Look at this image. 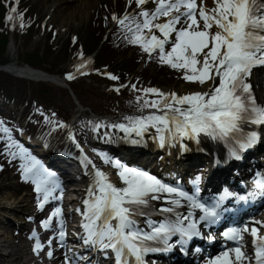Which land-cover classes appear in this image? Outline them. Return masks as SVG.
<instances>
[{
	"label": "snow or ice",
	"instance_id": "obj_1",
	"mask_svg": "<svg viewBox=\"0 0 264 264\" xmlns=\"http://www.w3.org/2000/svg\"><path fill=\"white\" fill-rule=\"evenodd\" d=\"M134 2L140 9L137 14L112 16L113 22L124 31L123 38L138 45L150 59L155 56L160 64L183 70V80L207 90L178 95L153 87L143 88L140 91L144 94L158 98L144 100L141 110L151 108L155 111L126 117L129 125L112 127L126 133L135 132L137 136L153 128L161 146L179 142L182 152L189 150L184 140L199 144L203 135L225 141L230 145L228 156L241 159L242 153L264 138V104L259 103L250 82L254 69L264 67V0H213L215 6L211 9L204 6V0H200L199 7L196 0H158L151 11L144 8L148 0ZM132 3L133 0H129V5ZM18 5L19 0L6 5L4 18L13 28L24 29L27 27L25 13ZM161 16L166 17V21L154 23ZM154 30L160 33L159 37ZM80 56L81 63L75 67L83 75L90 61H86L82 53ZM107 75L111 80L119 79L116 75ZM66 78L75 77L68 73ZM132 89L137 90L135 84ZM247 126H251V130L245 132ZM0 133L7 141V155L21 161V179L30 180L34 191L42 195V199H37V207L43 209L50 199L62 200L63 189L55 174L47 171L35 156L12 139L3 121H0ZM13 148L16 151H12ZM81 155L84 162L92 166L94 175L88 198L82 200L83 210L76 209L82 217L80 227L84 234L80 239L86 246L113 253L115 264H147L149 254L168 253L176 248L188 255L189 243L194 238L216 239L214 234L204 235L202 229L217 225L225 213L234 212L224 206L225 201L231 199L237 204H247L250 199L264 198V173L254 176L253 188L246 195L225 188L219 195L202 197L201 176L190 181L191 188L186 189L179 183L163 181L145 170L98 153L104 164L116 169L122 185L118 186L109 179L108 173L84 155L82 149ZM57 191L59 195H55ZM53 218L58 226L59 243L63 245L67 233L60 206L41 221V227L52 228ZM262 233L264 221L255 219L225 227L219 236L232 242L231 246L208 258L207 264H264ZM247 236L251 237V255L246 250ZM29 238L35 240L32 251L39 255L44 245L35 230ZM52 243L49 238V248ZM47 255L51 258L53 252L47 251ZM65 264L72 262L66 257Z\"/></svg>",
	"mask_w": 264,
	"mask_h": 264
},
{
	"label": "rangeland",
	"instance_id": "obj_2",
	"mask_svg": "<svg viewBox=\"0 0 264 264\" xmlns=\"http://www.w3.org/2000/svg\"><path fill=\"white\" fill-rule=\"evenodd\" d=\"M13 2L14 0H3V4L5 6L12 4ZM133 3L135 2L133 1ZM105 4L108 6H106ZM156 4L157 1L152 3V10L155 9ZM25 6H27L28 8V13H34V15H36L35 20L38 24H41L42 29L38 27L37 30L33 29L31 31H28L26 35L21 36L25 29H21L19 28V26H17L15 27V29L20 36H15L14 33L8 34L5 56L8 61L11 62H17L19 57L23 56L25 53L36 52L37 50L42 52V50H48L49 48H53L55 50L54 55H56L58 51L64 49L65 45L69 41V38H71L73 42L74 38L75 42L77 41V39L78 41H82L85 33L87 32H94V35L100 38L105 27L103 24H100V22L104 20L102 17L106 16L105 12L108 11L111 13L110 21L111 23H113V25H115L116 23L113 22L112 16L113 14L117 15V12H120L122 8L118 0L117 2L115 0H19V10L24 12V10L26 9ZM128 6L129 4H127V7ZM27 15L28 14H26L25 16L27 17ZM28 16L31 17L30 15ZM33 19L34 18L32 17V20ZM157 21L163 23L166 21V17H163L161 19L159 17ZM200 23L202 24V22ZM4 24H6L7 27L11 25L10 23L6 22ZM184 26L186 27L187 24L185 23ZM47 30H51V34L52 36H54L53 44H48L43 38L46 37L47 39H50V36L46 35V33H48ZM213 31H215L214 27ZM11 41H13L15 49L12 57H9L7 56V47L9 46ZM68 50L69 49L67 47L66 56H57L66 58V61L62 60L60 63L58 60L48 62L49 66H43V68H45L46 70H52L51 73L54 72L53 74H56V72L66 71L70 64V62L68 63L67 58L69 56L67 53ZM99 51V48H97V50L94 51L93 54H97ZM126 54L129 58L133 57L130 53ZM111 58L114 64H120L119 60L123 59L122 56H118L116 60L113 57ZM146 69L147 71L142 73L141 76H143L146 80L148 79L152 81V85H154L155 88L165 93L176 92L178 95H186L191 92L202 91L204 88V86H201L197 83L186 84L185 82H182L181 79L173 80L172 77H169V73L167 75H162L152 65ZM148 70L150 76L149 78H146L145 75L147 74ZM0 83L12 86L10 88L3 87V90H1L2 92H0V96L3 97L4 101L8 103L11 102L10 100H7L5 96H8L10 94L13 95L14 93L13 98L19 100L18 103H20L17 105V108L16 106L9 103V109L6 112L1 111L0 109V121H3L5 126L6 123L10 121V119H14L19 122L18 119L23 112L22 106H19L21 105L22 100H27L28 102H30L35 98L36 100H40L43 104L47 101H50L49 104L44 105L47 108L54 109L52 112L58 113L59 118L63 120L72 118L75 112L79 109L75 103L76 101L77 104L82 108L80 110L82 112V115L76 122V125L81 129H86L93 121L91 117L93 113L98 115H110L111 117L107 119L119 121V124L129 125V121L125 119L126 117L146 115L147 112L155 111V109L151 108H144L143 110H141L140 105L143 104L144 100L151 101L158 98L155 95L151 97H144V94L142 95L143 97L139 96V101H137L138 96L136 95H134L130 101L125 99L124 96L117 98L112 94H109L107 92L108 90L106 91L103 81L100 80L99 82L95 78L91 80L79 81V83L77 84L79 92L78 97L75 98V101L72 99L69 91L65 88H56L45 82L22 83L21 80L7 79L4 77L3 73H0ZM114 89L115 88H112L109 91L112 93L114 92ZM22 91L24 92V94L22 93ZM51 99H53L54 103L51 101ZM1 106H3V100ZM15 108L17 109V111ZM105 126L109 125L105 124ZM65 127V125L63 127L57 125L55 127H52L49 131L46 130L48 128L46 127L45 130L41 132L42 135H38L37 138H41L42 136L44 138L45 136L54 135L55 133L64 135L66 134ZM14 130H17V126H14ZM149 130H153V128H149L148 131ZM14 133H16V131H14L13 134ZM101 136H104L102 130ZM1 144H4V141H0V145ZM1 153L3 154V150L0 152V158L2 157ZM7 173L0 172V207L8 205V203L14 206V208H12L11 210H7V213L5 215L8 216V218L17 219L21 224L22 217L25 212L21 211L20 208L17 207V198H15L13 201L8 200L11 197L9 191L13 194L16 193L17 196L21 195V188L17 183V180L21 176L19 165L13 166L12 164L11 166L10 163ZM32 196L33 197L27 196L26 200L28 202L31 201L30 203H37L38 198L34 194H32ZM0 228H2V230H5V232H1L0 230V239L9 240L12 243L17 241L19 235L15 234L16 229L13 222H10L9 226L0 225ZM7 251H9V249H4V253H8Z\"/></svg>",
	"mask_w": 264,
	"mask_h": 264
},
{
	"label": "bare ground",
	"instance_id": "obj_3",
	"mask_svg": "<svg viewBox=\"0 0 264 264\" xmlns=\"http://www.w3.org/2000/svg\"><path fill=\"white\" fill-rule=\"evenodd\" d=\"M212 5L215 6L214 4H211L210 2H208L207 0L204 1V6L207 9L210 8ZM28 15L32 16L33 18L36 17L34 13H31V14L28 13ZM27 24L28 26L37 25L36 20H32L28 22ZM46 35H49L50 38H52L51 30H49L48 33H46ZM43 38L46 39V37H43ZM14 49H15L14 43L13 41H11L9 46L7 47V56L12 57ZM13 65L17 69L16 71L13 68V66H11L14 73H18L26 77L33 78V76L29 74V71L27 69L28 67L30 69H34V68L26 64H21L22 66H19L18 62H15ZM26 66H27V69L24 68ZM25 80L28 81V83L30 82L39 83V81H34V80L30 81L29 79H25ZM60 80H61L60 78H56L52 76L50 83H52L53 85L57 87H62ZM250 81L253 86L254 94L260 103L261 101L259 99L260 98L259 95H262L261 85H260L261 83L258 82L257 84L256 83L253 84L252 80ZM206 90L207 88L204 87L202 91H206ZM51 101L54 103L53 99H51ZM49 103L50 101H47L44 104H49ZM40 109L41 110L33 106L30 107L31 116L29 118L32 119V121L37 119L35 118V116L38 115L39 111H43L44 109L46 110V106L45 108H40ZM78 113L82 114L81 111L77 110V114ZM149 113L150 112H147L146 114H149ZM24 118L25 117H23L22 115V120ZM21 122L24 123L23 121ZM12 123L16 126H19V124H17L16 121H12ZM92 128L93 129L96 128L94 124L91 125V128H88V131H87L88 136H93V138L90 139L88 142L84 140L80 141V139L77 138L76 134L74 137H72L69 131L67 132V134H64V135L55 133L54 135L45 136L44 138L43 137L37 138L31 141V142H35L40 145H43L42 150H44L47 154L51 156L55 155L59 157L55 161H53V159H50L48 165L51 167H54L57 170H60V172L62 173V179L65 181L64 184L66 186H67L68 179L72 176V173L77 172L78 174H83L80 168L83 164L84 166H87V164L84 162L83 158L81 157V149L83 150V153H85L87 150L90 149L89 144L92 141L98 139L97 137H95L96 132ZM113 128H114L113 129L114 131H112L113 132L112 134L115 133L113 135L115 136L118 132H116L117 131L116 127H113ZM39 133L40 132H38L37 134ZM150 137L151 136L147 137V135H145V139L143 140L141 136L142 141H138L137 143L141 147L133 151H130V152H124L123 158L127 161H135L138 165L146 167L149 171H151V173H153L154 175H157L160 179H164L166 181H168L171 178L174 179L175 178L174 175H176L177 173L180 175H183L184 173H189L190 171H192L193 175L200 174L198 175L202 177L200 184H204L202 185V187L200 186V191H202L201 196L203 197L206 196L207 194L211 195V197L214 196L213 194H211V192L214 188L218 186L230 187L231 188L230 190L234 189L233 192H236L239 195L247 194L248 190L251 191L252 189L248 187V184L247 182H245V180L248 177H252L253 179L257 173H264V171H262L263 167L258 168V165H257L258 163L254 161L255 160L254 157H244L242 159V162L239 165L228 163L225 168L226 170L214 169L213 164L217 161V158L214 155H212V153L216 149H214L215 146L211 144L210 141L204 138L201 139L199 144H197L194 141L191 144L190 141L187 140L188 141L187 146L189 150L186 152H182L180 147L179 148L174 147L177 145V142L176 143L170 142L168 147H164V150L167 153V158H166L167 160L165 163L162 164V166H159L161 165V163L158 160H159V157L162 155L161 154L162 152L159 153L160 149L158 151L157 149H155V146H156L155 140L150 139ZM72 138H74L75 142H73ZM109 139L112 141L111 144L109 143L107 145V147L110 150H113V148L114 149L118 148L123 143L122 141H119L120 140L119 137H114V138L110 137ZM77 144H79V148L75 147V145L77 146ZM127 148H129V146ZM219 148H222V146L219 145ZM220 153L222 154L223 152L221 151ZM262 159L264 161V158ZM67 160H69L70 162H67ZM179 160H182V162L180 163L181 166L177 168L174 164V161L179 162ZM95 164L97 165L99 169L108 173L109 179L113 183H116L118 186H120V182L112 178V175H111L112 173H110V171L106 168V166L103 163L96 161ZM248 164H251L252 169L244 173V168ZM88 166H91V165H88ZM92 170L93 169H89V172H92ZM239 174H240V177H238ZM218 175H220V177H218ZM84 178L85 177H83V180ZM9 194L11 197L8 200L13 201L15 198H17V201H16L18 202L17 207L20 208L21 211H24L27 213H30L31 211H33V207L30 204H28L29 202L26 200L28 193L23 192L22 194L21 192V195L17 196L16 193L13 194L12 192L9 191ZM41 196L42 195H40V197ZM67 196H68V192L64 190L63 197L66 198ZM86 196L87 195L83 193V197L81 199L86 198ZM12 208H14V206H12L10 203H8V205L0 207V225L9 226L10 222H12L13 219L8 218V216L5 215L7 213V210H11ZM228 208H231V206H229ZM73 215L74 214H71V216ZM37 216L39 217V220H41L42 218L41 211L37 213ZM0 230L1 232L2 231L5 232V230L4 229L2 230V228H0ZM1 232H0V237H1ZM43 234H44V237H43L44 239L46 237L45 235L46 232H43ZM25 235L29 236L30 232L27 231ZM36 235L38 237L42 235L40 229H37ZM31 245H32V242L28 243V241H23V240H17L16 242L12 243L9 240L0 239V264H52V263L55 264L56 262L62 261L59 258L48 260L42 255L38 257L37 254L32 251ZM27 247H28V250H26ZM205 248L206 247H201L200 251L204 250ZM4 249H9V251H7L8 253H4ZM55 256H58V255L56 254ZM98 257H102L101 254L98 255ZM175 257L181 258V255L178 252H176ZM69 260L72 263L74 261L71 259ZM59 264H63V263H59ZM84 264H86V262Z\"/></svg>",
	"mask_w": 264,
	"mask_h": 264
},
{
	"label": "trees",
	"instance_id": "obj_4",
	"mask_svg": "<svg viewBox=\"0 0 264 264\" xmlns=\"http://www.w3.org/2000/svg\"><path fill=\"white\" fill-rule=\"evenodd\" d=\"M25 8L26 9L24 10V12L26 15L28 14L27 6H25ZM5 13H6V9L1 4L0 5V65H5L6 63H8L7 58L4 57L5 48H6V44L8 40V34H9L8 28L6 24H4L3 22ZM105 14L106 16L102 17L105 21L103 20L100 22V24H103L105 26L102 31V36L100 38H98V36H95L94 32H91V33L87 32L85 33L83 40L79 41L76 44H73L71 40L69 39L64 49L61 51H58L56 55H54L55 50L53 48H49L48 50H42V52L37 50L36 52L25 53L23 56H20L19 57L20 63L26 64L34 69H39V70L42 69L45 72L51 73L52 70H46L45 68H43V66H49L48 62H52L55 60H58L59 63L62 60L66 61V58L62 56L61 57H57V56L58 55L66 56L67 47L69 49L67 51L69 56L75 52L76 53L80 52V53H83L84 55L92 54L94 51L97 50V48H99V43L101 44L102 42L104 31L111 24L108 13L105 12ZM25 15H24L25 24L27 25V27L24 28L26 30L23 35H26L28 31H31L33 29L37 30L38 27H40L38 23L37 25L28 26L27 23L32 21V16L29 17L27 15L26 17ZM123 36H124V31L121 28L115 29L112 33H110L107 40L102 44V46L99 49L100 51L96 54V57H95V70L96 71L99 72L102 69L106 68L107 71H111L113 72V75H116L117 77H119V79L115 80L113 84H122L128 79V77H131L133 74H134V78H138L142 73L147 71L146 68L149 65V63H151L150 59L146 56V54L142 52L141 49H138V48H136L137 50L134 53H132V56H133L132 58L127 57L126 53H129L130 51H132L131 49H133V47H136V46L128 43V41L125 40ZM45 40L48 44H53L54 42L53 37L50 39L46 38ZM69 56L67 58H69ZM118 56H122L123 61H121L120 64H114L111 57L115 58L116 60ZM142 61H144V64L141 65ZM138 66H141V67H138ZM137 69H139L138 70L139 72L137 71L138 73L136 72ZM63 72L64 71L56 72V74H62ZM146 76L147 74L145 75V77ZM4 77L7 79L14 80L8 75H4ZM95 77L99 79L98 74H95ZM22 83H26V82L22 81ZM3 87L10 88L12 86H8L6 84L0 83V92H2L1 90H3ZM72 90L74 91V93L76 92L77 94L79 92L78 86L75 84L72 85ZM123 90L127 91L128 89H123ZM22 93L24 94L23 91ZM13 95L10 94L8 96H5V98L12 102L18 103L19 100L13 98L14 97ZM22 104L26 106L29 112H30L31 106L38 108L39 110H41L40 108H45V105L40 100H36L35 98L31 100L30 102H28L27 100H22ZM49 109L50 108L46 107V110L44 109L43 111H48ZM40 112L41 111H39L38 115H36L35 118L39 117Z\"/></svg>",
	"mask_w": 264,
	"mask_h": 264
},
{
	"label": "water",
	"instance_id": "obj_5",
	"mask_svg": "<svg viewBox=\"0 0 264 264\" xmlns=\"http://www.w3.org/2000/svg\"><path fill=\"white\" fill-rule=\"evenodd\" d=\"M14 64V63H13ZM13 64H8V65H6V66H4V67H1L0 66V71L1 72H4V73H6V74H9V75H11V76H13V77H17V78H22V79H29V80H31V81H50L51 80V78H52V76H50V75H48V74H45V73H42V72H40V71H36V70H33V69H30L29 67H28V69H27V66L26 67H24V68H26L28 71H29V74L31 75V76H33V78H29V77H26V76H24V75H21V74H18V73H14L13 72V70H12V68H11V66H13V68L17 71V69H16V67L13 65ZM37 75V76H36Z\"/></svg>",
	"mask_w": 264,
	"mask_h": 264
}]
</instances>
